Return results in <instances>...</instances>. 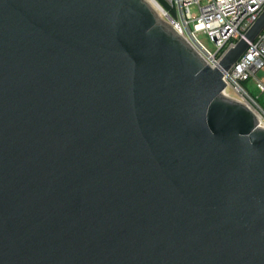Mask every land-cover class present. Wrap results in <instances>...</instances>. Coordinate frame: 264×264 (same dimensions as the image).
Masks as SVG:
<instances>
[{
    "label": "water",
    "instance_id": "obj_1",
    "mask_svg": "<svg viewBox=\"0 0 264 264\" xmlns=\"http://www.w3.org/2000/svg\"><path fill=\"white\" fill-rule=\"evenodd\" d=\"M263 30L211 67L150 0H0V264H264V127L224 93Z\"/></svg>",
    "mask_w": 264,
    "mask_h": 264
},
{
    "label": "built area",
    "instance_id": "obj_2",
    "mask_svg": "<svg viewBox=\"0 0 264 264\" xmlns=\"http://www.w3.org/2000/svg\"><path fill=\"white\" fill-rule=\"evenodd\" d=\"M168 9L165 18L202 55L211 67L219 66L222 58L247 32L264 11V0H164ZM212 44L210 48L206 41ZM235 65L224 72L227 87L224 93L244 102L264 127V102L247 87L255 79L264 92V80L257 77L264 70V30ZM234 93V95L231 94Z\"/></svg>",
    "mask_w": 264,
    "mask_h": 264
},
{
    "label": "rangeland",
    "instance_id": "obj_3",
    "mask_svg": "<svg viewBox=\"0 0 264 264\" xmlns=\"http://www.w3.org/2000/svg\"><path fill=\"white\" fill-rule=\"evenodd\" d=\"M158 1V0H157ZM206 44L212 48V44L207 40ZM257 77L261 80H264V70H261L258 72ZM247 87L249 88V90L256 96L259 97L260 100L262 102H264V92L261 91L258 87H257V82L255 79H251L247 82ZM232 95H234L233 92H231Z\"/></svg>",
    "mask_w": 264,
    "mask_h": 264
},
{
    "label": "bare ground",
    "instance_id": "obj_4",
    "mask_svg": "<svg viewBox=\"0 0 264 264\" xmlns=\"http://www.w3.org/2000/svg\"><path fill=\"white\" fill-rule=\"evenodd\" d=\"M155 7L159 10V12L161 13L162 16H165L166 11L164 10V8L162 7V5L160 3H158L157 0H150Z\"/></svg>",
    "mask_w": 264,
    "mask_h": 264
},
{
    "label": "trees",
    "instance_id": "obj_5",
    "mask_svg": "<svg viewBox=\"0 0 264 264\" xmlns=\"http://www.w3.org/2000/svg\"><path fill=\"white\" fill-rule=\"evenodd\" d=\"M158 3H160L162 5V7H164L166 10L168 9L167 3L164 0H158ZM247 85V84H245Z\"/></svg>",
    "mask_w": 264,
    "mask_h": 264
}]
</instances>
